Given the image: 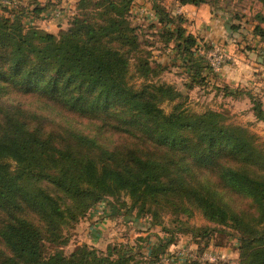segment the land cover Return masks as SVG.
<instances>
[{
	"label": "trees",
	"instance_id": "trees-1",
	"mask_svg": "<svg viewBox=\"0 0 264 264\" xmlns=\"http://www.w3.org/2000/svg\"><path fill=\"white\" fill-rule=\"evenodd\" d=\"M135 1L80 0V9L93 10L57 34L24 30L17 13L22 5H15L13 19L0 13V264H130L123 245L109 247L108 255L88 246L70 256L47 254V243L57 244L63 228L100 209L105 198H127L130 206L122 205L130 212L156 221L162 212L201 210L220 226H234L240 264H264V148L221 113L197 114L183 105L165 113L161 106L184 94L151 80L166 64L154 67L141 56L130 22ZM154 14L149 28L165 32L164 49L175 46L181 69L190 70L188 88L218 79L196 53L211 47L184 28L182 16L156 3ZM258 18L264 24V16ZM255 31L264 39L263 28ZM132 57L144 79L138 87L130 81ZM227 91L225 97H239ZM27 96L49 116L28 108ZM261 107L256 113L264 121ZM110 207V215L117 214ZM173 243L174 237L156 248L149 243L150 257Z\"/></svg>",
	"mask_w": 264,
	"mask_h": 264
},
{
	"label": "rangeland",
	"instance_id": "rangeland-1",
	"mask_svg": "<svg viewBox=\"0 0 264 264\" xmlns=\"http://www.w3.org/2000/svg\"><path fill=\"white\" fill-rule=\"evenodd\" d=\"M79 3L80 0H0V13L13 19L16 12L12 10L16 9L15 5H22L17 13L20 14L24 30L36 28L57 34L67 30L75 16H82L85 12L93 10L90 7L83 11L79 8ZM155 3L167 8L174 16H182L185 20L183 26L188 32L189 28L197 30L199 23L201 24L198 20H212L208 28L211 36H214L211 37L214 43L206 44L200 39L201 35H198L199 42L224 50L228 60L223 68H231V72L236 76L241 75L244 81L228 87L224 81L210 77L205 86L197 85L193 90L189 89L187 85L191 83L188 77L190 70L187 67L181 69L184 68L183 62L177 55L175 46L171 44L164 49L167 46L165 32L149 28L152 23L150 19L156 18ZM38 6L46 8L45 12L31 13ZM203 7L201 9H205V12L195 14L194 8L183 11L176 0H136L133 4L130 22L137 28L136 34L140 36V49L144 52L141 56L148 57L154 67L156 64H166L164 71L151 80L154 83L173 85L184 94L183 99L173 103L166 102L161 107L166 114L171 113L177 105H183L197 114L209 110L221 113L226 117L228 124L246 129L264 148V121H260L256 113L260 104L259 96L264 90V39L255 31L256 27L264 29V24L258 18L264 16V5L258 0H209V4ZM144 21L146 22L143 23ZM233 28L237 30L234 31ZM198 30L201 31L200 28ZM196 34L202 33L197 31ZM134 58L131 60L130 81L138 87L144 79L136 73L137 61ZM207 62L211 67L209 61ZM250 62L253 65H250ZM213 73L217 74L214 71ZM227 89L233 92L237 90L239 97L224 98L229 92ZM23 98L22 102L28 105V108L40 110L49 116L48 110H41V105H38L34 97ZM261 110L263 111L262 107ZM83 122L81 126L87 127L88 123ZM117 141L121 140L117 138ZM123 201L130 206L129 199L124 198ZM123 201L105 198L99 204L100 209H90L81 215L77 222H71L63 228V239L57 244L47 243V254L61 250L66 256H70L78 247L88 246L108 255L109 247L123 245L129 248L130 264H240V242L233 225L220 226L207 219L201 210L192 207L189 213L182 215H174L171 211L162 212L159 221H156L152 215L138 217L137 211L130 212L128 207L122 205ZM106 205H114L117 214L110 215ZM110 208L112 210V207ZM188 228L197 229L198 232L189 233L186 231ZM205 230L209 231L208 235L204 233ZM172 237L174 243L169 249H165L166 252H159L157 256L150 257L149 243L155 248L164 246Z\"/></svg>",
	"mask_w": 264,
	"mask_h": 264
},
{
	"label": "crops",
	"instance_id": "crops-1",
	"mask_svg": "<svg viewBox=\"0 0 264 264\" xmlns=\"http://www.w3.org/2000/svg\"><path fill=\"white\" fill-rule=\"evenodd\" d=\"M183 11H185L186 9H188V8H194V9H196L195 10V14H197V13H203V12H205V9H201V8H204V7H201V8H197V7H192V6H185V7H181V6H179ZM200 9H201V12H200ZM212 20H210V21H208V22H204V21H201V20H198V22H201V24L199 23V27H197V30H193V28L191 29V28H189V33H191V34H193L195 37H197L198 38V35H201L202 37L200 38V39H203L204 40V42L206 43V44H208V45H211L210 43H214V41H212L213 39L211 38V37H214L213 35L211 36V34H210V29L208 28V25L210 24V22H211ZM198 28H200L201 29V31L200 30H198ZM197 31H199V33H202V34H196V32ZM207 32V33H203V32ZM205 35V36H204ZM210 36V37H209ZM209 37V38H208ZM212 39V40H211ZM228 40V39H227ZM225 46V45H224ZM259 64L261 65V62H259ZM250 65H253V63H251L250 62ZM253 67V66H252ZM218 79L219 80H222V81H224V83L226 84V85H228V87L229 86H235V85H237L238 83H240V82H243L244 80H242L243 78H242V76L241 75H239V76H236L234 73H232L231 72V68H229V67H224V68H222V70H221V72L219 73V76H218ZM215 83V82H214ZM217 87H218V85H217ZM261 93V92H260ZM224 98H226V97H224ZM259 101H260V104H261V106H262V109H263V113H264V90H263V92L260 94V96H259ZM264 123V122H263Z\"/></svg>",
	"mask_w": 264,
	"mask_h": 264
},
{
	"label": "built area",
	"instance_id": "built-area-1",
	"mask_svg": "<svg viewBox=\"0 0 264 264\" xmlns=\"http://www.w3.org/2000/svg\"><path fill=\"white\" fill-rule=\"evenodd\" d=\"M4 2V1H3ZM197 55L204 57L207 61H209L211 68L217 74L222 70L225 65L227 59V54L224 50H221L216 47H211V49L207 50L206 48L200 47L196 51Z\"/></svg>",
	"mask_w": 264,
	"mask_h": 264
}]
</instances>
